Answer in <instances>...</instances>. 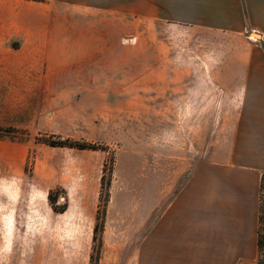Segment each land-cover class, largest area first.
<instances>
[{
  "label": "rangeland",
  "instance_id": "rangeland-1",
  "mask_svg": "<svg viewBox=\"0 0 264 264\" xmlns=\"http://www.w3.org/2000/svg\"><path fill=\"white\" fill-rule=\"evenodd\" d=\"M190 1L0 0V140L31 145L0 178V264H159L158 216L229 157L260 49Z\"/></svg>",
  "mask_w": 264,
  "mask_h": 264
},
{
  "label": "crops",
  "instance_id": "crops-1",
  "mask_svg": "<svg viewBox=\"0 0 264 264\" xmlns=\"http://www.w3.org/2000/svg\"><path fill=\"white\" fill-rule=\"evenodd\" d=\"M181 17L191 25L228 33H257L256 62L244 78L237 138L229 157L207 166L205 181L187 177L158 216L159 264H256L259 189L264 172V0H191ZM31 145L0 140V178L24 174ZM34 171V167H32Z\"/></svg>",
  "mask_w": 264,
  "mask_h": 264
},
{
  "label": "trees",
  "instance_id": "trees-1",
  "mask_svg": "<svg viewBox=\"0 0 264 264\" xmlns=\"http://www.w3.org/2000/svg\"><path fill=\"white\" fill-rule=\"evenodd\" d=\"M0 130H6L9 131L10 129H3L0 127ZM42 142L49 144V145H69V146H73L71 143H68V139H65L63 141H51L45 138L40 139ZM78 148H87L90 147V145L83 143V144H79L77 145ZM264 174L261 177V184H260V188L262 189L264 187ZM94 239V237H93ZM257 245H258V249H259V257L257 260L256 264H264V206L261 205L260 206V212H259V231H258V237H257ZM99 251V249H98ZM97 251V252H98ZM99 253V252H98ZM99 258H98V254L97 257L93 260L92 255H90V261L89 264H98Z\"/></svg>",
  "mask_w": 264,
  "mask_h": 264
},
{
  "label": "bare ground",
  "instance_id": "bare-ground-1",
  "mask_svg": "<svg viewBox=\"0 0 264 264\" xmlns=\"http://www.w3.org/2000/svg\"><path fill=\"white\" fill-rule=\"evenodd\" d=\"M127 41L130 42V41H132V39H128ZM84 240H85V239H84Z\"/></svg>",
  "mask_w": 264,
  "mask_h": 264
}]
</instances>
